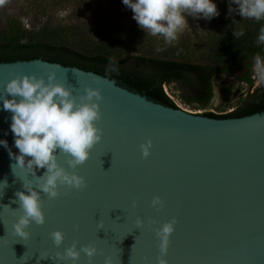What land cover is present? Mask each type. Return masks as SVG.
I'll use <instances>...</instances> for the list:
<instances>
[{
    "label": "water",
    "instance_id": "95a60500",
    "mask_svg": "<svg viewBox=\"0 0 264 264\" xmlns=\"http://www.w3.org/2000/svg\"><path fill=\"white\" fill-rule=\"evenodd\" d=\"M52 70L75 85L77 96L89 84L101 88L103 137L77 169L86 186L62 187L56 198L43 194L47 221L33 223L31 238L23 240L14 232L12 209L19 205L13 201L31 177L26 169L13 172L9 149L19 150L12 113L0 102V140L8 141V147L0 145V181L8 182L4 194L0 189V264H71L57 253L73 241L98 247L91 264H104L109 256L115 264H159L161 258L167 264H264V110L209 117L42 58L0 62V94L16 75L47 76ZM149 138L153 147L145 158L141 144ZM157 195L164 200L159 211L151 203ZM173 217L177 224L162 257L156 229ZM56 229L66 233L59 247L50 235ZM79 264H89L85 254Z\"/></svg>",
    "mask_w": 264,
    "mask_h": 264
},
{
    "label": "clouds",
    "instance_id": "9594fccd",
    "mask_svg": "<svg viewBox=\"0 0 264 264\" xmlns=\"http://www.w3.org/2000/svg\"><path fill=\"white\" fill-rule=\"evenodd\" d=\"M123 4L132 10L133 18L147 34L161 36L169 45L186 27L188 16L211 20L220 14L216 0H123ZM230 4L235 5L230 7V13H238L244 19L264 21V0H230ZM244 34L243 28L234 31L235 37ZM256 42L264 44V26L260 28ZM107 70L117 71L118 68L112 63ZM252 72L264 81V55L254 57ZM96 83L99 84L98 79ZM102 99L101 88L91 84L77 96L75 85L58 79L55 70L47 76L35 73L16 75L6 83L0 102L4 110L12 113L10 127L15 147L19 150L17 154L9 149V155L15 161L11 167L15 175L19 168L26 169L31 177L23 180V188L16 191L13 201L19 205L12 209L17 215L14 232L23 240L31 238L33 223L43 225L47 221L43 194L56 198L62 187L81 189L86 186V177L77 169L90 158L92 149L102 140L103 130L98 124ZM0 145L8 147V141L0 140ZM152 147L151 138L141 144L145 158L151 154ZM62 156L66 163L61 162ZM40 169H44L42 175L37 174ZM7 186V179L0 181L3 194ZM151 203L157 211L164 207V200L159 195ZM144 223L142 217L137 218L138 226ZM176 224L177 218L173 217L156 229L162 257L168 251ZM50 235L57 247L64 244L66 233L62 229H56ZM99 251L94 243L81 246L79 241H73L57 256L62 261L79 264L85 254L91 264ZM104 264H115V261L109 256ZM159 264H167V261L161 258Z\"/></svg>",
    "mask_w": 264,
    "mask_h": 264
},
{
    "label": "trees",
    "instance_id": "16d2710c",
    "mask_svg": "<svg viewBox=\"0 0 264 264\" xmlns=\"http://www.w3.org/2000/svg\"><path fill=\"white\" fill-rule=\"evenodd\" d=\"M81 0H32L36 13L44 18L38 27L26 28L9 17L0 31V62L42 58L65 66H76L113 79L117 84L145 95L148 99L178 108L163 85L175 82L187 103L209 105L214 75L231 73L240 65L264 55V44H257L264 21L244 19L229 11L230 0H216L220 14L211 20L187 17L190 29L172 44L141 30L133 21L123 0H109L110 13L86 24L82 20L54 26L49 17L56 7L76 5ZM88 4L89 0H83ZM30 7V6H29ZM102 30H101V29ZM244 29L243 36L234 31ZM203 37V39L201 38ZM118 68L108 71L110 64ZM245 81L252 83L250 73ZM264 87L245 98L233 112L203 114L214 118L240 117L264 110Z\"/></svg>",
    "mask_w": 264,
    "mask_h": 264
},
{
    "label": "rangeland",
    "instance_id": "374dc122",
    "mask_svg": "<svg viewBox=\"0 0 264 264\" xmlns=\"http://www.w3.org/2000/svg\"><path fill=\"white\" fill-rule=\"evenodd\" d=\"M31 1L32 0H0V31L6 30V22L9 17L17 18V22L21 23L26 28L38 27L41 25L44 18L36 13L33 6L30 5ZM109 7V0H89L88 4L83 3V0H81L80 3L76 5L54 8L53 12H50L49 17L54 26L74 23L78 20H82V22L91 25L92 20H95L97 17L101 18L100 21H106L108 15L111 13ZM129 13L133 15L130 8ZM132 19L136 22L133 16ZM141 30L146 33L143 28H141ZM189 30L190 29L186 25L184 30L179 33L177 40L187 36L186 33ZM155 37L157 38L156 42L162 43L164 40L161 36ZM201 38L203 39L202 36ZM252 63L253 60L250 62L251 67H237L232 74H219L214 77L213 84L215 95L207 106V109L213 108L218 112H229L239 106L252 89L244 80L246 74L250 73L254 88L264 83V81L259 80L252 72ZM163 89L176 105L184 110L194 113L203 108L199 106L198 103L185 102L181 96L179 85L175 82L165 83Z\"/></svg>",
    "mask_w": 264,
    "mask_h": 264
},
{
    "label": "flooded vegetation",
    "instance_id": "af4514ba",
    "mask_svg": "<svg viewBox=\"0 0 264 264\" xmlns=\"http://www.w3.org/2000/svg\"><path fill=\"white\" fill-rule=\"evenodd\" d=\"M247 66H249V67H251V65H250V63H248L247 65H240V66H237V67H247ZM236 67V68H237ZM236 68H234V70L236 69ZM233 70V71H234ZM233 71L231 72V73H226V72H221V73H218V74H216V75H214L213 76V78H212V91H213V96H212V98H211V100H210V102L212 101V99H213V97H214V95H215V92H214V84H213V79H214V77H216L217 75H219V74H232L233 73ZM245 76H247V74L245 75ZM245 76H244V78H245ZM251 76V75H250ZM245 80V79H244ZM246 82V81H245ZM248 85H249V87H251L252 89L250 90V92H249V94H248V96L247 97H249L251 94H254L256 91H257V89L258 88H260V87H264V83L263 84H261L260 86H258V87H256V88H254V85H252L253 84V81H252V83H248V82H246ZM261 92H264V91H260V93ZM246 97V98H247ZM210 104V103H209ZM241 104V103H240ZM200 106V105H199ZM208 106V105H207ZM207 106L206 107H203V108H207ZM240 106V105H239ZM239 106H237L234 110H231V111H229V112H233V111H235ZM229 112H227V113H229ZM255 113V112H254Z\"/></svg>",
    "mask_w": 264,
    "mask_h": 264
},
{
    "label": "built area",
    "instance_id": "2783aa9c",
    "mask_svg": "<svg viewBox=\"0 0 264 264\" xmlns=\"http://www.w3.org/2000/svg\"><path fill=\"white\" fill-rule=\"evenodd\" d=\"M204 112H213V113H216V114H221V113H227L228 111L227 112H218V111H216L213 108H210V109L202 108V109H199V110L195 111L194 113H201V114H203Z\"/></svg>",
    "mask_w": 264,
    "mask_h": 264
}]
</instances>
